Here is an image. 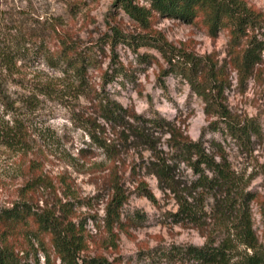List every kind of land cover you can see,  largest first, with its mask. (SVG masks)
Returning <instances> with one entry per match:
<instances>
[{"label":"rangeland","instance_id":"rangeland-1","mask_svg":"<svg viewBox=\"0 0 264 264\" xmlns=\"http://www.w3.org/2000/svg\"><path fill=\"white\" fill-rule=\"evenodd\" d=\"M114 1L0 0V43L13 46L19 33L35 36L52 28L70 34L81 50L94 48L98 43L103 49L97 58L100 69L90 70L89 76L100 85L111 51L103 40L112 34L111 28H118L131 40L145 34L138 24L115 8ZM134 1L145 4L144 0ZM244 1L259 13V22L247 30L248 36H254L263 45L258 63L245 82L236 58L230 53L226 30L212 37L200 22L185 23L162 17L154 19L152 28L177 51L193 54L206 61V65H212L215 77L224 83V100L232 114L239 120H255L261 129V136L253 140L250 149H242L228 135L209 129L215 118L205 115V103L179 75L161 74L168 66L153 48L118 44L115 52L126 68V76L112 81L107 90L113 99L137 113L158 112L186 129L192 140H202L209 150L212 144L221 145L242 178L244 192L256 194L249 208L253 232L264 250V178L260 172V165L264 163V0ZM55 44L50 41L51 49ZM30 47L31 53L33 46ZM33 53L15 62L19 70L13 77L22 79L24 84L20 86L15 81L10 84L12 92L34 93L38 102L31 111L18 112L24 119L26 147L17 150L0 145V208L12 207L25 199L35 211L47 207L58 215L64 213L66 219L82 229L89 257L102 255L120 264H197L190 259L167 256V252L172 247L202 246L211 241L214 245L220 244L226 233L218 223L219 214L211 198H205L198 205V217L193 221H173L171 214L178 208L174 196L167 190L162 191L156 178L139 168L143 160L150 158V152L142 146L121 150L116 163L118 179L128 192L122 209L126 226L123 231L113 230L117 236H114V245L110 244L112 236L104 227L103 218L112 193L108 175L111 162L104 149L93 144L87 133L71 121L73 114L85 117L90 113L89 106L83 99L57 100L33 90V84L61 77L59 70ZM0 117L10 118L1 106ZM161 141L158 147L168 151L164 139ZM177 178L188 183L193 174L181 164ZM136 179L147 183L156 202L134 192ZM188 200L193 202L191 197ZM18 253L20 264H62L53 251L48 250L46 257L35 243L20 247Z\"/></svg>","mask_w":264,"mask_h":264},{"label":"trees","instance_id":"trees-1","mask_svg":"<svg viewBox=\"0 0 264 264\" xmlns=\"http://www.w3.org/2000/svg\"><path fill=\"white\" fill-rule=\"evenodd\" d=\"M144 2L143 5L134 0L114 1L115 8L138 24L145 34L131 40L118 28H111L112 34L103 40L111 51L108 67L101 73L100 85H96L89 76L90 70L100 69L97 58L103 49L98 43L94 48L81 50L75 38L54 28L35 36L19 33L13 46L0 43V106L10 114L7 120L0 117V145L17 150L26 147L24 119L18 112L34 109L38 98L34 93L12 92L10 84L13 81L20 86L24 84L22 79L13 77L19 70L15 62L29 58L34 52L33 55L41 57L48 66L59 70L61 77L33 84V90L57 100L76 102L83 99L89 106L90 113L85 117L73 114L71 121L87 133L93 144L104 149L111 162L108 175L112 193L103 218L104 227L112 236L110 244L114 245V236H117L113 230L123 231L126 226L122 209L128 192L118 179L116 163L121 150L142 146L150 152V158L143 160L139 168L155 177L162 191L167 190L174 196L178 208L171 214L173 221H193L198 217V205L208 197L214 201L219 214L218 223L226 233L218 245L211 241L202 246L172 247L167 256L190 259L197 264H264V250L253 232L249 208L256 194L244 192L242 178L235 172L221 145L212 144L209 150L202 140H192L186 129L158 112L137 113L134 108L113 99L107 90L112 81L126 76V68L115 52L118 44L132 43L135 47L153 48L163 56L168 66L162 69L161 74L179 75L205 103V115L215 118L209 129L228 135L242 149H250L253 140L261 136L258 123L253 119L239 120L233 115L224 100V83L215 77L212 65H206V61L204 63L193 54L177 51L159 31L152 28V24L156 17L185 23L197 21L212 37L220 30H226L230 38V53L236 58V66L245 82L258 63L263 48L261 41L248 36L247 32L258 24L259 13L254 12L244 0ZM50 41L56 43L54 49H51ZM27 44L33 46V52H29L31 47ZM161 139H164L168 151L158 147ZM181 164L193 174L188 183L177 178ZM260 172L264 178V163L260 165ZM134 182V192L138 196L156 202L144 180L136 179ZM81 230L66 219L64 213L58 215L47 207L35 211L30 201L25 199L15 202L12 207L0 208V264H20L19 248L34 243L46 257L48 250L53 251L62 264H120L102 255L89 257L86 253L88 244Z\"/></svg>","mask_w":264,"mask_h":264}]
</instances>
